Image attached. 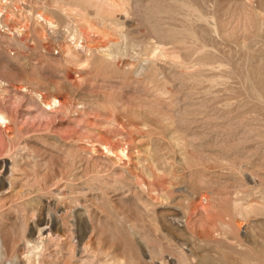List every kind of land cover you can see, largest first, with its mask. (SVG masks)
<instances>
[{"label":"rangeland","instance_id":"rangeland-1","mask_svg":"<svg viewBox=\"0 0 264 264\" xmlns=\"http://www.w3.org/2000/svg\"><path fill=\"white\" fill-rule=\"evenodd\" d=\"M0 114V264H264V0H0Z\"/></svg>","mask_w":264,"mask_h":264},{"label":"bare ground","instance_id":"bare-ground-1","mask_svg":"<svg viewBox=\"0 0 264 264\" xmlns=\"http://www.w3.org/2000/svg\"><path fill=\"white\" fill-rule=\"evenodd\" d=\"M55 101V100H54ZM5 117H4V115H2V114H0V121H2L3 123H5ZM45 224V223H44ZM41 228H43V227H41ZM43 229H45V228H43ZM48 229V228H47ZM48 232V231H47Z\"/></svg>","mask_w":264,"mask_h":264}]
</instances>
